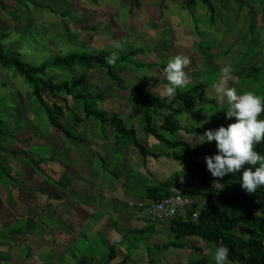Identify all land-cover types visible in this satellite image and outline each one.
<instances>
[{"label":"rangeland","instance_id":"obj_1","mask_svg":"<svg viewBox=\"0 0 264 264\" xmlns=\"http://www.w3.org/2000/svg\"><path fill=\"white\" fill-rule=\"evenodd\" d=\"M182 1L140 0L136 7L133 0H3L1 43L5 51L20 54L34 66L57 56L115 52L117 61L125 57L117 74L128 90L143 88L161 96L169 83L163 71L167 62L187 56L188 84L176 94L192 90L197 99L203 87L206 103L171 119L189 129L211 126L229 108L214 88L223 67L232 68L227 87L264 95V10L259 0H212L216 15L211 22L205 7L190 11ZM132 49L144 52L132 55ZM138 64L149 67L136 69ZM252 65L260 74L247 87L237 72L243 78ZM47 73L55 84L81 81L75 90L103 94L105 101H97V110L107 117L117 114L124 126L133 128L142 146L161 155L157 160L144 159L132 140L102 139L98 122L83 120L81 105H71L73 116L69 111L60 119L78 141L67 138L47 123L24 80L13 77V69L0 67V111L7 122L0 156V236L8 237L0 240V264H106L112 241H120L122 256L129 253L125 264H195L202 256L215 264L212 243L178 239L164 225L146 223L137 207L127 206L146 198L148 189L181 190L177 163L181 149L145 137L142 106L128 90L117 89L103 70L59 67ZM182 105L176 102V107ZM162 115L169 113L152 115L157 127ZM108 133L112 136L111 129ZM161 133L168 141L217 149L215 141L202 142L200 135ZM182 180L184 194L195 187L203 189L201 182L184 176ZM167 242L188 248L154 251L155 244Z\"/></svg>","mask_w":264,"mask_h":264},{"label":"trees","instance_id":"obj_2","mask_svg":"<svg viewBox=\"0 0 264 264\" xmlns=\"http://www.w3.org/2000/svg\"><path fill=\"white\" fill-rule=\"evenodd\" d=\"M12 1L23 3V0ZM249 1L253 2V0ZM259 3L264 10V0H259ZM133 4L139 7L140 0H133ZM182 5L190 11L197 9V7L201 5L206 8L209 14V20L211 22L214 21L216 8L212 0H183ZM0 9L6 10L3 0H0ZM252 32L253 29L250 30V33ZM142 52H144L142 49L130 50L132 55ZM19 55L20 54H16L13 51H5L0 38V67L4 70L13 69V77L17 75L24 80L32 90L34 101L42 108L47 123L62 135L77 140V137L69 133L63 127L60 119L64 117L65 112L67 113L70 111L69 115L72 114L71 105L73 107L81 105L83 120L89 118L95 119L99 124V133L102 139L110 141L112 137L114 141L118 139L132 140L134 147L137 148L144 159L152 158L157 160L160 157L161 154L150 152L145 146H142L133 128L124 126L117 114L107 117L104 112L97 110L96 103L97 101L103 100V94H85L83 90H75L76 85L81 81H74V84H70L68 81L55 84L47 73L49 68L59 67L73 70L74 68H85L89 70L101 69L117 89L125 91L128 89L124 85V79L117 74L118 68L125 60V57L120 58L115 64H109L106 57L110 54L107 52H95L83 55L69 54L66 57L57 56L50 62L34 66L22 60ZM145 67L149 66L138 64L136 69ZM259 72L258 66L252 65L248 67L243 78L240 77L241 74L239 72H237V74L240 78L239 80L245 79V85L247 87H252L257 82L255 77L260 74ZM128 93L130 96L136 98L140 106H142L144 122L142 132L145 137L152 141L162 142L170 149H181L183 156L178 159L177 163L182 177L178 178L183 179L184 176L194 183L201 182L203 187V189H199L198 187L192 188L189 191L190 194H184L181 192V185H183L185 181L182 180L181 183H178L181 189L180 191L179 188H177V190L168 191H161L156 188L148 189L146 198L142 200H162L177 194L189 196L191 198L200 196L209 199L208 197L214 191L213 183L217 180L221 183V188L217 191L214 204L210 203L204 206L200 211L199 217L195 221L191 219V209L181 208L175 211L172 218L166 224H163L165 226L164 228L178 239L194 237L200 241L210 242L214 247L219 245L227 246L230 249V264H264V186L259 187L254 193H249L244 190L240 183L243 169H241L240 173H229L223 178L213 177L206 166L205 157L216 154L218 151L216 148L211 147L202 150L198 146H195V144L186 141H168L161 133L162 131L164 133L175 134L180 131L188 135H202L208 129H217L221 125H229L235 121V117L227 119L226 114H224L214 121L211 126H198L194 129L182 127L174 123L171 118L175 115H179L184 111L195 110L197 104L206 103V91L203 87L200 88L199 97L197 99L194 97L192 90L177 93L173 97L161 96L143 88H138L134 91L128 90ZM44 96H48L54 101L47 102ZM91 100L92 102H90ZM177 101L183 105L181 107H176ZM209 103L216 107L218 106V102ZM162 110L168 111L169 115H162V121L157 127L154 125L152 115ZM258 118L264 119V112H262ZM75 120L77 122L81 121L77 118H75ZM5 122L0 111V156L4 153L2 151L1 142L7 135ZM109 129L112 130V136L108 133ZM254 149L261 155H264V141L255 144ZM7 154L12 155L11 153ZM24 158L33 162V160L28 159V157ZM33 163L35 164L36 162L34 161ZM35 165L38 164L36 163ZM257 166L258 165H246L245 167L255 168ZM142 219L146 223H152L147 219ZM16 231L19 230H14L13 233ZM3 236L4 237L0 236V240L7 241V235ZM170 248L179 250L188 247L186 244L175 242L155 244L153 246L156 252L168 251ZM192 249L196 252H200L199 248ZM120 253V241H112L107 247L106 264H125L130 258V255L128 252L124 253L123 256ZM119 255L122 257L119 258ZM91 261L93 262V259H91ZM195 264L213 263H210L206 256H202Z\"/></svg>","mask_w":264,"mask_h":264},{"label":"clouds","instance_id":"obj_3","mask_svg":"<svg viewBox=\"0 0 264 264\" xmlns=\"http://www.w3.org/2000/svg\"><path fill=\"white\" fill-rule=\"evenodd\" d=\"M117 59L118 53L115 52L106 57L109 64H115ZM189 63V57L179 55L167 62L163 70L169 82L164 92L165 96L173 97L178 88L187 86L188 76L185 68ZM231 72V66L223 67L221 78L214 88L221 102L227 99L229 108L226 110V118L235 117V121L227 126L221 125L217 129H208L200 136L202 142H216L217 153L205 157L206 166L213 177L223 178L226 174L240 173L243 169L241 186L247 192L254 193L259 187L264 186V155L254 149L255 144L264 141V119L258 118L264 112V95H258L253 91L238 93L235 88L227 87ZM246 165L258 166L252 168L245 167ZM216 184L219 185L218 188H215ZM220 188L221 183L217 180L213 183L212 194L217 193ZM130 202L127 203L128 207H131L128 205ZM229 252L227 246H217L213 256L215 264H229Z\"/></svg>","mask_w":264,"mask_h":264},{"label":"built area","instance_id":"obj_4","mask_svg":"<svg viewBox=\"0 0 264 264\" xmlns=\"http://www.w3.org/2000/svg\"><path fill=\"white\" fill-rule=\"evenodd\" d=\"M182 178L178 179V183H181ZM219 185L216 184L215 188ZM217 193L211 194L206 199L204 197L198 196L197 198H191L189 196L174 195L167 197L162 200L148 199L142 202H130L128 205L131 207H138L141 211V215L144 219L157 225L166 224L174 215L175 211L181 208L191 209V219L195 221L201 209L212 203L214 204Z\"/></svg>","mask_w":264,"mask_h":264},{"label":"crops","instance_id":"obj_5","mask_svg":"<svg viewBox=\"0 0 264 264\" xmlns=\"http://www.w3.org/2000/svg\"><path fill=\"white\" fill-rule=\"evenodd\" d=\"M103 101H105V100H103ZM104 103V102H103ZM110 134V133H109ZM123 140V139H122ZM119 196V195H118ZM116 199H117V201L119 200V198L118 197H116ZM134 201H140V200H134ZM142 201V200H141ZM115 203L114 204H112V206H111V208H113V207H115Z\"/></svg>","mask_w":264,"mask_h":264}]
</instances>
